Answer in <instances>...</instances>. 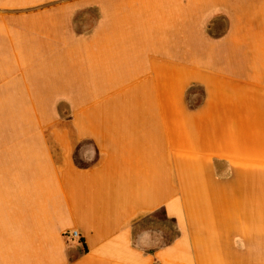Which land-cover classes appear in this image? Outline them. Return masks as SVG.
<instances>
[{
    "label": "crops",
    "instance_id": "obj_1",
    "mask_svg": "<svg viewBox=\"0 0 264 264\" xmlns=\"http://www.w3.org/2000/svg\"><path fill=\"white\" fill-rule=\"evenodd\" d=\"M0 264H264V0H0Z\"/></svg>",
    "mask_w": 264,
    "mask_h": 264
},
{
    "label": "trees",
    "instance_id": "obj_2",
    "mask_svg": "<svg viewBox=\"0 0 264 264\" xmlns=\"http://www.w3.org/2000/svg\"><path fill=\"white\" fill-rule=\"evenodd\" d=\"M196 93H197L196 95H199L200 97H195L196 95H193L194 94V90L193 89L188 91V93L186 95L187 96L188 107L191 108V109L197 107L201 103V100H202L201 91L199 90ZM192 95H193V97H192Z\"/></svg>",
    "mask_w": 264,
    "mask_h": 264
},
{
    "label": "built area",
    "instance_id": "obj_3",
    "mask_svg": "<svg viewBox=\"0 0 264 264\" xmlns=\"http://www.w3.org/2000/svg\"><path fill=\"white\" fill-rule=\"evenodd\" d=\"M71 237H77V233H76L75 231H73V232L71 233Z\"/></svg>",
    "mask_w": 264,
    "mask_h": 264
},
{
    "label": "rangeland",
    "instance_id": "obj_4",
    "mask_svg": "<svg viewBox=\"0 0 264 264\" xmlns=\"http://www.w3.org/2000/svg\"><path fill=\"white\" fill-rule=\"evenodd\" d=\"M199 91V90H198ZM199 97V96H198Z\"/></svg>",
    "mask_w": 264,
    "mask_h": 264
}]
</instances>
